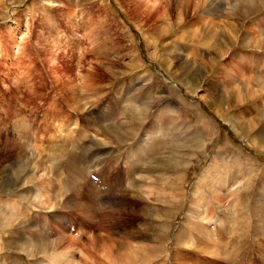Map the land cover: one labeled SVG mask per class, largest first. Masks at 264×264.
Returning a JSON list of instances; mask_svg holds the SVG:
<instances>
[{
  "label": "rangeland",
  "instance_id": "1",
  "mask_svg": "<svg viewBox=\"0 0 264 264\" xmlns=\"http://www.w3.org/2000/svg\"><path fill=\"white\" fill-rule=\"evenodd\" d=\"M0 199V264H264V0H0Z\"/></svg>",
  "mask_w": 264,
  "mask_h": 264
},
{
  "label": "bare ground",
  "instance_id": "2",
  "mask_svg": "<svg viewBox=\"0 0 264 264\" xmlns=\"http://www.w3.org/2000/svg\"><path fill=\"white\" fill-rule=\"evenodd\" d=\"M188 8H190V7H188ZM198 13L200 12L201 14L200 15H209L208 13H207V11H205V9L203 8V7H201V8H199V9H197L196 10ZM170 76V75H169ZM172 76H170L169 77V82H171L172 83V81H173V78H171ZM124 85V84H123ZM118 88H120L121 90H123V88L124 87H122L121 85H119V87ZM97 91H98V89H96ZM89 92H90V90H89ZM88 92V93H89ZM91 95H93V93L91 94ZM90 95V96H91ZM94 97V96H93ZM96 97V96H95ZM129 97V96H128ZM86 98H87V95H86ZM92 100V99H91ZM94 101V100H93ZM148 101V100H147ZM146 102V101H145ZM144 102V100H143V103H145ZM72 106V105H71ZM87 108V107H86ZM78 109H80V108H78ZM178 114V113H177ZM144 115V114H143ZM107 116V115H106ZM144 117V116H143ZM142 117V118H143ZM147 117H144V119H146ZM88 120H89V118L87 117V118H84V121L87 123L88 122ZM144 121V120H143ZM154 123H156V122H154ZM123 124V123H122ZM153 126H154V124H153ZM164 126H166V124L165 125H160L159 123H157V128L158 129H162L163 130V132H164ZM127 128H130L132 131H134V127L132 126V125H128V127ZM156 128V129H157ZM29 131V130H28ZM28 131H27V133H28ZM84 131V130H83ZM149 131H151L150 129H147V132H148V134H147V136L146 137H144V139H141V141L142 142H144L145 143V139H147V137L149 136H152L153 137V133H150ZM156 132H158V134H160V131H156ZM132 133V132H131ZM81 135H82V133H80ZM83 137H87V135H86V132L84 131V133H83V135H82ZM88 136H90V135H88ZM151 138V137H150ZM81 140H84V138L83 139H81ZM148 140V139H147ZM15 144H16V141H14V142H12V143H10L9 144V147L11 148V149H13V146H15ZM22 144V143H21ZM10 149L8 148V151H9ZM31 153V152H30ZM77 154V153H76ZM30 155V154H29ZM75 155V154H74ZM30 157L32 158L31 160H28L29 161V166H30V163H31V165H33V170L34 171H38V169H39V165H37V163H36V161L35 160H37V157H35L34 156V154L33 153H31V155H30ZM74 156H72V158H73ZM79 157H81V156H79ZM74 160H75V158H73ZM75 162V161H74ZM73 162V163H74ZM74 164H77L76 165V167H74L72 164L70 165V167H69V172H68V177L69 178H72V183H76V182H79V179L77 178V176H76V174H75V172H76V170L77 169H81L82 170V172L84 173V175L86 176V171L84 170V167L83 166H81L80 164V162H77V163H74ZM27 167H28V165H27ZM87 177H88V175H87ZM88 179V178H87ZM68 180V179H67ZM71 180V179H70ZM86 180V179H85ZM89 180V179H88ZM50 185H52V182H48V185H46L45 186V188H46V190H48V191H50V188H52V190L55 192V189L52 187V186H50ZM62 186H63V184H62ZM65 189H66V185L64 184V186H63ZM223 187L221 186V185H219V189H222ZM47 191V192H48ZM66 191V190H65ZM68 191V190H67ZM69 192V191H68ZM35 194V193H34ZM54 197V196H53ZM72 198V197H71ZM39 199H40V201H41V203L42 202H45L46 201V198H41V194H40V197H39ZM0 201H1V199H0ZM70 203H72V200H71V202ZM262 232H263V230H262ZM261 233V232H260ZM181 234V235H180ZM180 235V236H179ZM177 236H179L178 238H180L181 236H183V233L182 232H179L178 234H177ZM259 236V235H258ZM261 237V236H260ZM41 239V238H40ZM23 241V240H22ZM23 246V245H22ZM140 249V248H139ZM144 251V250H143ZM132 252H134V250H132ZM154 254V253H153ZM33 255V254H32ZM133 255V254H132ZM132 255H130V256H128V255H123V256H121V258L120 259H118V264H147L148 262H149V260H150V258L149 259H144V257H143V259H137V258H135L134 256H132ZM143 255V254H142ZM143 256H145V255H143ZM148 256V255H147ZM152 256V255H151ZM155 255H153L152 257H154ZM109 258V257H108ZM115 259V258H114ZM112 260V259H111ZM115 263H117V262H115ZM110 264V263H109Z\"/></svg>",
  "mask_w": 264,
  "mask_h": 264
},
{
  "label": "crops",
  "instance_id": "3",
  "mask_svg": "<svg viewBox=\"0 0 264 264\" xmlns=\"http://www.w3.org/2000/svg\"><path fill=\"white\" fill-rule=\"evenodd\" d=\"M173 81H174V78H173ZM200 100H201V102H202V99L201 98H199ZM211 111V113L214 115V116H216L215 115V113L212 111V110H210ZM205 115V114H204ZM208 119H209V117L207 116V115H205ZM219 119H221V117H219V116H217ZM222 120V119H221ZM227 123V122H226ZM228 124V123H227ZM228 127H229V125H228ZM230 128V127H229ZM231 129V131L233 130L232 128H230ZM228 169H227V172H226V174H233L234 173V169H232V170H230L229 169V167H227ZM248 168H245V170H247ZM244 169H242V171H245ZM196 185V184H195ZM206 187V186H205ZM207 189V188H206ZM208 191V190H207Z\"/></svg>",
  "mask_w": 264,
  "mask_h": 264
}]
</instances>
